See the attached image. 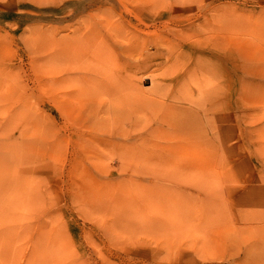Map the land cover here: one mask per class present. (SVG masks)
<instances>
[{
    "label": "rangeland",
    "instance_id": "obj_1",
    "mask_svg": "<svg viewBox=\"0 0 264 264\" xmlns=\"http://www.w3.org/2000/svg\"><path fill=\"white\" fill-rule=\"evenodd\" d=\"M0 264H264V0H0Z\"/></svg>",
    "mask_w": 264,
    "mask_h": 264
}]
</instances>
